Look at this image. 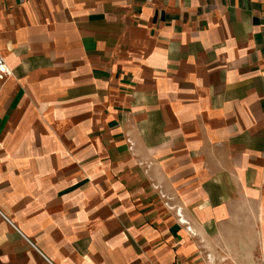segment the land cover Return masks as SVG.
<instances>
[{"label":"crops","instance_id":"obj_1","mask_svg":"<svg viewBox=\"0 0 264 264\" xmlns=\"http://www.w3.org/2000/svg\"><path fill=\"white\" fill-rule=\"evenodd\" d=\"M0 58V264H264V0H0Z\"/></svg>","mask_w":264,"mask_h":264},{"label":"built area","instance_id":"obj_2","mask_svg":"<svg viewBox=\"0 0 264 264\" xmlns=\"http://www.w3.org/2000/svg\"><path fill=\"white\" fill-rule=\"evenodd\" d=\"M5 72H6V64H5L4 60L0 58V74H3ZM179 221H180V219H179Z\"/></svg>","mask_w":264,"mask_h":264}]
</instances>
